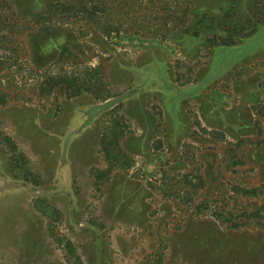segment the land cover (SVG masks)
<instances>
[{"label":"rangeland","instance_id":"rangeland-1","mask_svg":"<svg viewBox=\"0 0 264 264\" xmlns=\"http://www.w3.org/2000/svg\"><path fill=\"white\" fill-rule=\"evenodd\" d=\"M164 1L117 0L102 15L117 29L111 38L80 19L23 35L0 74L9 96L1 130L18 153L0 145V264H72L68 244L84 264H159L161 255V264H264V232L245 224L262 196L245 217L241 204L231 211L240 229L214 213L237 204L221 195L227 189L264 190V14L225 47L216 7L246 19L252 1ZM13 2L31 18L49 0ZM168 7L181 18L167 21ZM87 68L109 100L75 87L39 90L46 77ZM108 128L119 133L118 161L101 146Z\"/></svg>","mask_w":264,"mask_h":264},{"label":"trees","instance_id":"trees-1","mask_svg":"<svg viewBox=\"0 0 264 264\" xmlns=\"http://www.w3.org/2000/svg\"><path fill=\"white\" fill-rule=\"evenodd\" d=\"M87 1L88 3L86 5H74L65 4L62 2V0H49L47 8L43 13L36 14L31 18H28L22 16L17 11L13 0H0V74H2V72H4L5 70L10 69L13 65L12 62L18 59L17 53L24 47L22 40L23 35L25 34V32L31 30L32 25H41L51 22L66 24L71 22L72 20L77 19L88 20L96 24L99 30H101L103 33H106L111 38L112 33L117 29L115 27H112L109 23L102 25V15L105 16L109 9H118L119 6H117V0ZM146 1L153 6L157 0ZM250 1H252V5L254 8H251L252 15L246 19H238L239 17L235 19V14L232 15V8L226 12L223 8L216 7L214 11L215 14L216 12H218V14L224 15L221 17L224 20L223 25H220V28L218 26V31L222 32L221 35L224 33L227 35L226 38H229V40L220 39L222 42L221 46H232L233 43L231 38L235 34L241 35V33L246 30H243L245 24H250V22L252 23V20L254 18L264 14V0ZM164 2H166L165 5H173L174 0H165ZM161 12H163L161 13L162 15L167 16V21H175L181 18L178 14V11L173 8H163ZM196 15L198 16V19L201 17L200 21L198 22L199 24H201L203 22V19L205 18V13L198 11L196 12ZM182 16L183 22H185L184 18H186L187 16L186 12H184ZM193 16H195V14H193ZM67 51V49H63L61 51L58 60L59 63L63 59L64 53H66ZM45 85V87L41 85L39 89L42 95L48 93L49 88L53 89L55 87L58 88L60 86H66L67 88L75 87L78 90L86 89L93 94L95 99L101 101H107L111 97V95L107 93L105 83L102 81L96 70L92 68H87L83 73L80 74L73 73L72 75H67L66 73H61L48 79L46 77ZM8 98V94L0 91V108L7 105ZM116 127L118 128V125H116ZM118 134L119 133L116 128H108L101 140L102 149L104 150L106 158L109 161H118L119 158H124L122 150L119 146ZM0 145H5L14 155L18 154L16 143L11 139V137L5 135L1 130V120ZM15 160L17 161V164L19 161H25L23 155L15 157ZM111 164L113 165L114 163ZM129 166L130 165H128L127 167L129 168ZM218 189L220 190V187ZM228 193L230 194V196L228 195V198H232L233 201L237 202V204L235 205V207L231 206V210L228 209L230 205L227 204L226 207H223V212H214L216 214L215 218H217V220H221V223L223 224L222 226L226 229H240L242 227H245L243 223L237 221L242 216L239 215V218H237L236 212H234L235 214H233L232 210L235 211V209H237V205L241 204V212L245 217V214H247V202H249V200L252 198L259 199L260 196H262L263 198H260L261 204L258 206L257 210H253L250 213L248 212L249 214H247V216L245 217V224H248V226L246 227L264 232V190L246 188L241 189L240 187H234L233 189H227L223 191V194L221 195L225 196ZM189 195L190 194H187V197H189ZM205 205V208H207L206 201ZM249 223H253V225H249ZM68 247L71 256L74 257V262L71 261L72 264H84L81 258L76 254L75 250L72 249V246L70 244H68ZM162 259L163 255L159 257L157 262L161 264L163 261Z\"/></svg>","mask_w":264,"mask_h":264}]
</instances>
